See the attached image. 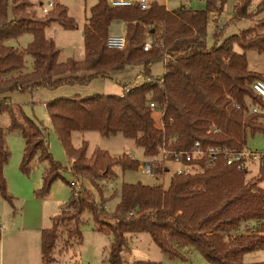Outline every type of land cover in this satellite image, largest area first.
Listing matches in <instances>:
<instances>
[{
  "label": "trees",
  "instance_id": "1",
  "mask_svg": "<svg viewBox=\"0 0 264 264\" xmlns=\"http://www.w3.org/2000/svg\"><path fill=\"white\" fill-rule=\"evenodd\" d=\"M224 1L204 0L202 9L167 10L155 1L139 9L137 5L112 6L108 0H96L81 28L82 57L59 60V49L44 33V27L55 23L73 29L76 23L67 7L53 0L51 8L37 15L31 0H0V92L86 84L131 65L140 66L144 77L120 95L60 97L44 103L51 129L68 160L67 167L51 157L43 128L19 107L0 99V113L8 117L6 129L18 131L23 139L19 170L27 174L33 160L45 162L36 196L48 193L52 181L61 177V170H68L74 183L88 181L101 196L97 203L93 190L66 182L71 188L68 199L49 217L50 225L39 231L42 264L54 261L58 241L67 245L71 238L81 239L77 227L84 211L90 214L94 230L110 238L106 264H160L122 261L125 235L138 232L147 233L169 259H184L178 248L191 245L211 264H264V260H242L245 253L264 249V188L258 185L264 180V158L257 161L254 175L248 178L247 170L234 163L202 159L183 162L198 170L173 172L166 187L122 182L118 201L108 213L102 206V189L97 182L107 181L115 165L122 171L135 170L139 162L126 153L111 156L97 147L87 154L85 140L78 146L71 143L74 131H96L103 137L119 133L132 138L144 156L153 157L157 153L155 145L172 138L170 148L181 150L194 141L202 146L239 150L255 134L264 138V104L250 87L255 79L264 81V72L249 69L244 53L254 49L264 65V17L254 19L264 10V0H259L254 10L250 9L252 0H235L231 16L222 27L240 19L255 22L218 43L221 29H215L214 43L207 47L206 14H219ZM114 20L124 24L121 48L106 46L108 26ZM23 34L30 35L24 47L7 44ZM147 41L150 46L143 50ZM234 45L242 51H235ZM25 56L31 59L28 71H23ZM155 61L163 63V72L154 78L149 75V67ZM149 103L160 112V127L154 125ZM253 105L260 111L251 113ZM4 136L0 128V198L10 202L3 175L8 159ZM159 172L156 165L153 173ZM242 220H254L255 224L235 233Z\"/></svg>",
  "mask_w": 264,
  "mask_h": 264
},
{
  "label": "rangeland",
  "instance_id": "2",
  "mask_svg": "<svg viewBox=\"0 0 264 264\" xmlns=\"http://www.w3.org/2000/svg\"><path fill=\"white\" fill-rule=\"evenodd\" d=\"M36 14L39 12L38 0H31ZM46 3L47 0H41ZM67 7V12L73 17L76 26L73 29H63L55 23L44 27V33L53 38L55 45L59 49V60H64L67 56L76 57L81 52L80 27L83 18L88 15V8L96 0H56ZM146 4L155 1L166 5L168 9L176 7H186L202 9L204 0H144ZM259 0H252L250 9L254 10L255 4ZM235 0H225L222 11L217 14L208 12L205 19L206 46L210 47L214 43L213 31L220 30L216 42H220L225 36L236 33L237 31L252 26L255 22L249 19H240L229 22L224 27L223 24L231 16V7ZM264 17V10L257 13L254 19ZM109 31L113 35H123L120 23L112 21ZM264 32V29H263ZM30 40L29 34H23L17 39L7 41V44L22 48ZM233 49L237 52L242 50L234 45ZM247 58V67L257 72H264V65L261 55L254 49L244 51ZM78 59L81 57L77 56ZM77 59V58H76ZM30 57L25 56L23 71L30 68ZM151 77L160 76L163 72L161 61L153 62L149 67ZM144 77L140 73V66H127L121 71H114L108 77L92 78L86 84H62L53 88L37 87L30 90H13L0 92V99H5L12 106L19 107L21 112L43 128V139L47 145V150L53 160L67 167L68 160L60 146V143L51 129L50 121L44 107V103L60 97H90L96 94H120L124 90L142 82ZM151 116L154 125L160 127V112L152 108ZM8 117L0 113V128L4 130V141L8 151V159L3 168V175L6 181V190L11 197L10 202L0 198V264H42L39 255V231L50 225L49 217L59 211L61 205L68 199L70 187L66 182L74 181L68 170H61V177L52 181L49 191L44 196H36L35 190L41 184V172L45 162L33 160L27 174L22 173L19 162L22 153L23 139L18 131L7 130ZM82 140L87 142V154L97 147L106 150L111 156H119L126 153L139 162V167L135 170H121L118 165L112 167L113 175L107 181L97 182L102 189V206L108 213L113 211L118 201V190L122 182L144 184H160L166 187L170 175L176 170L195 171L196 166H188L180 162L166 161L158 165L159 174L146 175L140 170V165L148 162L152 157L142 154L140 147L136 146L132 138L123 137L117 133L110 137H103L96 131H74L71 134V143L78 146ZM246 147L264 149V138L260 134L249 137ZM257 163L247 164L246 178L254 175ZM93 190L94 200L99 203L101 196L94 190L92 185L86 180L75 182ZM264 188V180L258 183ZM78 223V230L81 239L71 238L67 245H62L61 241L53 251L54 261L49 264H106L104 257L106 247L109 243V236L100 231L94 230V222L87 211H84ZM254 220H242L239 222L235 233L243 232L246 227H253ZM65 236L61 237L64 239ZM125 244L121 251V258L125 262L132 260H151L161 261L162 264H182L179 260L169 259L167 255L160 252L151 242L145 232L127 233L124 237ZM178 251L188 258L189 264H211L206 262L197 250L186 245L178 248ZM261 251L260 255H263ZM247 256V255H246ZM246 256H242L245 262ZM244 257V259H243Z\"/></svg>",
  "mask_w": 264,
  "mask_h": 264
},
{
  "label": "built area",
  "instance_id": "3",
  "mask_svg": "<svg viewBox=\"0 0 264 264\" xmlns=\"http://www.w3.org/2000/svg\"><path fill=\"white\" fill-rule=\"evenodd\" d=\"M112 6H131L137 5L139 9H144L147 4L144 0H108ZM53 0H48L44 6H41V12L45 13L49 8L53 6ZM124 44L123 35L109 34L106 37V46L110 48H121ZM149 42H145L142 46L143 50L149 48ZM250 87L252 91L259 97L264 104V81L255 79L251 82ZM149 107L153 108V104L149 103ZM260 108L256 105L250 107L251 113H257ZM261 119L264 121V109L261 110ZM174 141V138L167 142L161 141L155 145L156 155L148 162L140 165V170L146 175H153V169L156 165L163 164L166 161L174 162H189L191 160L205 159L209 162H214L217 159H223L225 164H236L239 168L247 170V164L257 163L260 158H264V149L257 150L256 148H248L243 146L239 150H233L228 147L222 146H202L198 141H194L192 145L187 149H171L170 143ZM157 163V164H156ZM139 167V166H138ZM176 172H181L176 170ZM70 185L75 186L73 181L69 182Z\"/></svg>",
  "mask_w": 264,
  "mask_h": 264
},
{
  "label": "crops",
  "instance_id": "4",
  "mask_svg": "<svg viewBox=\"0 0 264 264\" xmlns=\"http://www.w3.org/2000/svg\"><path fill=\"white\" fill-rule=\"evenodd\" d=\"M48 1V0H47ZM45 5V3L43 4L42 3V1L41 0H38V7H39V12L40 13H38L37 15H41L42 14V12H41V6H44ZM164 7H165V9H167V10H170V9H168L167 7H166V5L164 4L163 5ZM181 7H183V6H181ZM177 8V7H176ZM174 9V8H173ZM86 17V16H85ZM85 17L83 18V21H82V24H83V22H84V19H85ZM114 21H117L118 23H120L119 25H120V28L122 29V32H123V29H124V24H123V22L122 21H120V20H114ZM113 22H111L110 24H109V26H108V33L110 34V32H113V31H109V28H110V25L112 24ZM82 24H81V27H80V35H79V39H81V28H82ZM50 25V24H49ZM49 25H47V26H49ZM47 26H45V27H47ZM81 47H82V45H81ZM76 57L75 58H77L78 59V57L77 56H79V57H82V49H81V52H79V53H77V55H75ZM68 57V56H67ZM123 93V92H122ZM122 93H120V94H122ZM120 94H115V95H120ZM261 251H264V249H260V250H255V251H251V252H247V253H245L244 255L246 256V260H245V262H254V261H262V260H264V253H263V255H260V254H258V253H260ZM120 256H121V254H120ZM185 257V256H184ZM122 259V258H121ZM243 259H244V257H243ZM176 260H179L182 264H189V261H188V258L186 259V257L184 258V259H182V260H180V259H176ZM123 261V260H122ZM125 261V260H124ZM160 264H162L161 263V261L159 260L158 261Z\"/></svg>",
  "mask_w": 264,
  "mask_h": 264
}]
</instances>
